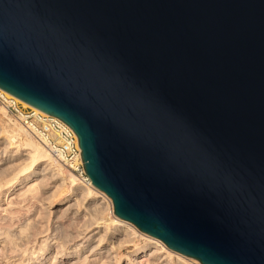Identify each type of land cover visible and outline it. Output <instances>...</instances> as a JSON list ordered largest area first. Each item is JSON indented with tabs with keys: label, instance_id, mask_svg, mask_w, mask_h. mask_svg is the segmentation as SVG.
I'll return each instance as SVG.
<instances>
[{
	"label": "water",
	"instance_id": "water-1",
	"mask_svg": "<svg viewBox=\"0 0 264 264\" xmlns=\"http://www.w3.org/2000/svg\"><path fill=\"white\" fill-rule=\"evenodd\" d=\"M0 88L74 131L116 216L264 264V0H0Z\"/></svg>",
	"mask_w": 264,
	"mask_h": 264
},
{
	"label": "rangeland",
	"instance_id": "rangeland-1",
	"mask_svg": "<svg viewBox=\"0 0 264 264\" xmlns=\"http://www.w3.org/2000/svg\"><path fill=\"white\" fill-rule=\"evenodd\" d=\"M1 115L0 264H184L186 258L165 257L140 232L128 235L106 200L70 195L67 185L59 186L56 166L38 162L19 174L30 148L21 132L10 147L4 138L8 120Z\"/></svg>",
	"mask_w": 264,
	"mask_h": 264
},
{
	"label": "built area",
	"instance_id": "built-area-1",
	"mask_svg": "<svg viewBox=\"0 0 264 264\" xmlns=\"http://www.w3.org/2000/svg\"><path fill=\"white\" fill-rule=\"evenodd\" d=\"M0 106L38 140L75 180L82 185H92L82 166L77 137L65 122L30 104H23L16 96L1 88Z\"/></svg>",
	"mask_w": 264,
	"mask_h": 264
},
{
	"label": "bare ground",
	"instance_id": "bare-ground-1",
	"mask_svg": "<svg viewBox=\"0 0 264 264\" xmlns=\"http://www.w3.org/2000/svg\"><path fill=\"white\" fill-rule=\"evenodd\" d=\"M5 91V90H4ZM7 92V91H6ZM18 98V97H17ZM19 100H21V102H23V104H29L25 101H23L22 99L18 98ZM0 112L2 113V115L4 114L6 116V120H8V122H6V124L8 126V131L5 130L4 132V138L7 140L8 144L10 145V147L14 146L16 147V145L18 144L17 142L14 143V141L16 140L15 136L18 135V133H23L25 135L24 137V145L27 146V148L29 149V152H27V163H25L23 166L20 167V172L19 174H23L25 172H27L30 167L35 166V164H37L38 162H46L51 164V166H56L57 173L60 175V178L62 179V181H60L59 186H63V185H67L70 191V195H75L79 192H84L85 195H89L90 198L91 196L95 197H100L102 200H106V202H108V206H110L112 208V203L110 198L100 189L96 188L94 185H82L80 184L77 180L74 179L73 176L70 175V173L68 171L64 172L63 174H61L63 172V166L58 163L56 160H54L49 153L47 152V150L45 149V147L38 141L36 140L32 135H30L24 128L23 126L18 122L14 120H12L8 115H6V112L4 111V109L2 107H0ZM1 115V116H2ZM5 122V121H4ZM5 124V125H6ZM5 129V127H4ZM7 129V128H6ZM3 130V129H2ZM22 135V134H21ZM18 138V137H17ZM21 140V139H20ZM5 141V140H4ZM20 146V145H19ZM25 146V148H26ZM29 146V147H28ZM18 149L20 147H17ZM16 148V149H17ZM18 152V151H17ZM16 150L14 151L13 154L17 153ZM12 154V153H11ZM33 168V167H32ZM33 170V169H31ZM66 170V169H65ZM30 171V170H29ZM37 172V171H36ZM34 173V172H33ZM56 173V174H57ZM25 175V174H24ZM58 175V176H59ZM56 177V175H55ZM54 177V178H55ZM58 178V179H60ZM35 182H33L34 184ZM32 184V185H33ZM36 184V183H35ZM35 186V185H34ZM92 197V199H93ZM81 207V206H80ZM112 213H113V209H112ZM113 215L117 218L115 219L119 224V226H125L126 227V231L129 234H134L135 232H140L141 234L145 235V237H147L149 239V241L155 246L156 250H158V252H164V254L166 255L165 257H168L169 252L170 253H174L175 255H177L180 258H186V261L184 262V264H196L198 263V260L195 259L194 257L191 256H187L184 254H181L173 249H170L169 247H167L160 239H158L157 237H154L152 235H149L141 230H139L133 223H131L128 220L122 219L118 216H116L114 213ZM110 220H112L110 218ZM109 220V221H110ZM115 221V222H116ZM102 222V221H101ZM114 222V220H113ZM103 225L106 224V220H104ZM138 234V233H136ZM8 239V238H7ZM148 241V242H149ZM10 243V242H9ZM13 244V243H12ZM13 247V246H12ZM143 250V249H142ZM139 253V252H138ZM136 255V252H135ZM164 257V258H165ZM130 258V257H129ZM128 258V259H129ZM170 258V257H169ZM179 260V259H178ZM129 261H132L131 259ZM3 264V263H2Z\"/></svg>",
	"mask_w": 264,
	"mask_h": 264
}]
</instances>
